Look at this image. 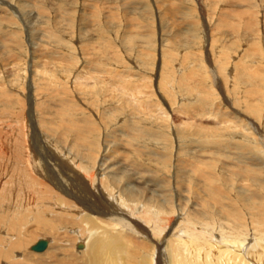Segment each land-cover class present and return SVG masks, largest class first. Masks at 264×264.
<instances>
[{
  "label": "bare ground",
  "instance_id": "bare-ground-1",
  "mask_svg": "<svg viewBox=\"0 0 264 264\" xmlns=\"http://www.w3.org/2000/svg\"><path fill=\"white\" fill-rule=\"evenodd\" d=\"M47 1L35 0L34 3L38 7L37 9L40 10L41 15L47 13L46 15L50 16L45 21H43L44 19L39 22L37 19L35 20L36 25L43 21L42 26L45 28H48L47 25H51L49 18H52V16L49 9L52 8L51 5H54H49ZM106 1L97 0L98 3H91V7L99 12L106 5ZM188 1L192 6L195 4L196 7L193 9L186 7L185 10L183 8L185 6L180 0L177 2L175 0H123L126 8L124 6L121 7L125 8L124 13L127 14L126 17H129L126 20L129 27L124 29L123 40L125 38L126 42L135 44V40L147 38L148 41L146 43L152 44V38L157 36V30L152 28V26L149 28L143 24L138 19L140 15L137 12L139 10L142 13L151 14L154 11L153 6H157L156 8L160 11L161 7L166 6L165 12L162 11L163 13H160L166 21H171V24L173 22L175 28L177 26L193 27L189 35H194L195 40L192 39L193 43L196 45L200 42L199 46H201V48L198 46L200 50L196 53L188 51L185 48L184 53L181 54V49L175 47L173 44L176 42L178 45L182 42V40L180 43L178 42L180 41L177 39L180 38L178 37L179 34L173 33L174 36H172L171 33V36L167 38L168 36L164 34L165 29H161L164 24H157L160 31L163 30V32L159 33L160 54L156 52L154 54L153 50L152 52L150 50L146 51V47V50H142L143 48L141 50H134L126 47L128 50L125 49V53L111 51L108 48L113 49L114 46L110 43L112 40L106 39L108 37H102L107 36L105 30L102 29L98 32L97 38L93 36L89 39L93 44L89 46L85 41L88 31L97 30L93 25L94 22L99 21L97 20V18H100L99 14L97 15L98 12L92 16L93 21L90 25L86 26V29L76 30V24L85 23V21L89 20L85 18L87 15L82 16V18L80 17L81 8L80 6H76L77 4L81 5L83 1L55 0V3L59 6V11L62 6H71L72 9L68 12L69 15L59 13L56 16L55 19L61 27L58 33L52 27L48 28V31L51 32L50 34L56 35L58 39H64V41L68 39L69 47H66L64 44L62 46L64 48L72 47V50L74 48L77 50L81 49V54L77 50L72 51V53H64L58 51L56 48H51L49 52L50 61L42 69L34 71V74L31 72V69L27 70L26 68L25 58L27 56L25 58L22 56L20 62L24 61L23 65L25 69L19 65L20 67H18L17 73L12 79H9L10 77L4 79L0 76V87H2L0 88V107H2L0 109V118H2L0 119V264L4 260H6L5 263L7 264H263L264 208L261 210L255 209V213H262L260 216H256L257 213L246 214V212H243L241 206V208L237 209L239 206L237 204V206L235 205L237 208H229L227 207V205H230L227 204L229 203L227 196L232 192L228 191L229 194L227 196L225 194L226 197H224L227 204L225 205L223 200L220 201L222 199L220 195L222 191L219 187H212L210 189L207 183L201 182L199 184L197 180V186L199 188L203 186L204 192L208 190L207 192L210 191L208 195L211 194L213 196L211 200L209 199L211 195L209 197L207 195L209 201L214 202L215 200V203H217L216 200L224 202L218 203L220 205L217 207V211H215L217 215H215L211 211L209 212V208H206L205 202L207 198L205 196L203 198H206L205 202H203L204 200L201 196L202 200H194L192 202V199H195L192 198L191 203H189L186 199L192 197H189L190 193L179 198V193L174 194L171 192L172 190L170 191L173 186L175 188L174 191L178 189L181 191V185L178 180L180 174H177V177L174 174L177 170L172 173H165L162 182L155 184L158 185L159 191L161 190L160 188L163 189L169 185L170 189L167 188L169 190L168 194L171 193L177 196L176 199H173L174 201L167 194V189L153 192L152 190H157V188H150L153 180L151 183V179L144 180L143 176L139 175L143 173L140 165L137 164L136 166L134 163L131 164V162L122 158L118 159L115 155L116 149L111 148V146L115 145V142H113L115 140H125L126 143L131 144L132 139L121 138L118 132H105L108 129L107 127L110 126H108L110 119L105 121L107 118H111L114 122L116 121V125H120L122 131H124L125 127L119 122L121 118L124 121H129L130 126L127 128L128 131L135 129V126L139 122L145 121L146 118L139 120V117L140 115L144 117L142 113L145 112L144 107L148 103L138 96L139 94H149L150 91L147 92L148 88L154 89V85H156V91L153 92V90L150 93L151 95H160V102L158 100L154 104L150 103V105L160 108L162 113L161 115H157L158 122L155 124L167 122L168 125L164 128H169L171 125L169 121L170 116L166 114L167 109L161 103L162 90L166 95L171 94L167 92H178L181 88L190 90L194 85L188 81L192 80L195 84L196 80L193 76L197 75L202 76L201 80H199L200 83L201 81L205 82V77L210 79V84L207 85L205 83L207 86L203 83L206 95L209 94L211 96L214 94L216 98L224 96L223 102H221V109L230 112L231 117L228 118L224 112L220 113V111L218 114L227 119L226 121L232 122L233 120L237 125L246 124L237 113L251 119L248 123L253 121V116H257V118L264 116L263 105H258L262 103L259 99L261 96H264V5L260 4V0H237L235 5L239 6V9L233 11L224 8L225 6L221 7L223 3L221 0H210V2L208 0ZM11 2V0L8 2V6L13 5ZM116 2L113 4H117ZM1 3L4 7L7 6L6 0H0V6ZM107 5L108 8L109 6H113ZM11 9L15 12L19 10L15 6ZM109 11L107 13L113 17L111 19L114 21V16L118 15H115L114 13L116 12L113 10L111 14ZM192 12L196 14L194 17L191 16L193 19H185L186 15L194 14ZM155 13L153 12V15H156ZM101 14L104 15V12ZM31 15L35 14L32 13ZM106 16L108 15L106 14ZM111 19L110 22L112 21ZM116 19L118 18L116 17ZM100 20L102 22V17ZM114 22L116 23V20ZM211 22H213L212 25ZM111 23H109L110 26H112ZM68 24L69 26L67 27ZM198 24H201V26L197 27ZM173 26H171V29ZM167 28L170 29L169 26ZM223 30H226V32ZM28 31L30 33V29ZM246 31H250L249 33L254 31L257 34L255 37H251L255 33L253 32L249 36ZM245 33L246 35H244ZM34 34L35 32H32L30 34L32 36L20 40V44L22 48L25 47V50L29 45L28 54L30 52L31 55L37 53L34 49L32 51V46H30ZM44 35L43 33V37ZM189 35L188 37H190ZM225 36L226 38L223 40ZM48 37L45 35L43 40ZM39 38H42V36H39ZM95 44H98L99 47H95ZM141 44L143 46L144 42ZM54 46L57 47V44ZM138 46L136 44V47ZM47 47L48 45L44 47L42 51L43 55L49 51ZM4 48L3 50L5 51L9 49V47ZM36 48H38V45ZM87 50L93 52V55L89 58L85 56L84 51ZM112 54L118 57V61L114 65H112L113 63L110 64L111 60H113L112 62L115 61V56ZM179 56L183 58H181V61ZM191 57H194V59L189 60ZM85 60L88 63H85ZM156 60L158 62H155ZM50 62H52V65H50ZM65 62L66 64H64ZM74 62H79V69L74 66ZM30 66L31 62L29 61L28 67ZM134 66L138 68L143 67V69L141 72L136 73L133 79L144 73V76L141 75L143 78L140 77L141 79L136 80V82H132L129 79L133 75L131 76V72H127L128 69ZM94 67L101 69H95ZM154 67H157L156 76H152V73H147L149 71L148 68H151L154 73ZM113 71L117 74L116 76L119 73L122 74L113 80L114 84L118 87L108 90L106 78L107 76H114L113 73V75H109ZM97 73H104V75L101 77ZM105 73H108V75H105ZM37 74L38 76L36 77ZM86 75L93 78L94 84L83 81L89 79ZM126 77H129V80ZM150 78H155L157 83H147L151 80ZM15 88L16 90L13 91ZM117 89L120 90V93H116ZM68 91L69 96L65 97ZM107 91H112L113 93H108V97H102L101 94ZM20 92L21 95L22 93L27 95L21 97ZM71 92L74 94L70 95ZM202 96L204 97L203 94ZM171 97L166 100V104L173 108ZM211 98L213 99V97ZM133 99L137 101L133 102ZM212 99H209V101ZM196 100L192 101L194 102L193 104H196H192L193 107L197 106L198 101L200 102V100ZM209 101L208 103L211 104ZM202 102L203 107H197V109L204 110V114L206 113L207 104L205 105L206 101L204 103L202 100ZM107 103H110V105L105 106ZM183 105L186 112L189 111L191 113L197 110L190 111L186 103ZM210 110L214 112V110ZM107 113L111 115L107 116ZM183 123L186 126L192 124L191 122H182L181 125ZM155 124L152 125L154 128L156 127ZM12 126H14V130L18 133L14 141L11 140ZM147 130L151 132V129ZM44 132L47 134L44 135ZM108 135L113 136V139H108L109 142L106 143L104 137L107 138ZM231 138L233 139V137ZM212 139L215 142L222 141L214 138V136ZM80 142L82 143L80 144ZM231 146L229 144L225 146L229 151L219 148L222 150L221 155L231 156ZM38 149L48 152V160L46 154H42ZM55 150L59 152L60 156L55 154ZM209 150L207 149V153L201 154L200 157H193L189 160L193 171L199 172L201 175L207 173V166H209L214 157L213 154L208 152ZM224 151L229 152L230 155ZM137 167L139 168L137 169ZM199 177L202 178V176ZM173 181L175 184H172ZM191 182L189 180L188 184H191ZM242 182L244 183V181ZM171 184L173 185L172 187H170ZM254 184H252V187L256 186ZM187 185L185 187L186 191L190 190L189 187L191 186ZM212 185H216V183ZM231 189L233 190L229 186L228 190ZM150 190L153 195L148 194ZM197 192L196 195L200 196L201 193L199 195ZM207 192L205 193L207 194ZM241 193L240 196L242 195ZM174 195H171V197H174ZM179 195H182V192ZM165 196L168 197L165 198ZM250 199H248L249 204L251 203ZM251 200L254 201L253 199ZM139 204H142L143 208ZM137 207L141 208H138L139 211L137 210V212L139 213V217L146 222V227H144V224L142 226V224L137 222L136 217L129 216L130 214H134ZM250 211L254 212L252 209ZM177 212L178 214H183L182 219L181 216L179 218ZM138 213L136 214L137 216ZM127 215L132 217L133 223H131L130 218H127ZM176 218H178L177 224ZM27 222L29 224L32 222L34 224L35 222L36 224H41L43 228L50 230L51 234L55 233L57 236L54 234V238L45 237L47 239L46 248L42 251H35L31 246L41 236L36 235L35 229L37 226L34 229V226L30 227L31 225L29 226ZM121 223L134 224L133 227L141 225L142 231L149 235L151 242L145 240L146 238L135 239L131 234L132 231L129 233L121 228ZM165 224L172 225L168 227L173 231L175 227L179 229L182 225L185 235L170 238L162 246L161 240L164 237V229L167 226ZM214 232L218 233L215 234ZM61 234V237L66 238L56 239ZM43 236L42 238H44ZM66 239L69 242L63 243L62 241L65 242ZM138 245L140 246L139 249L142 248L141 246L144 247L143 252L142 250L137 251ZM55 246L58 248V252H56ZM250 257H252L251 260L249 259ZM1 259H3V262H1Z\"/></svg>",
  "mask_w": 264,
  "mask_h": 264
},
{
  "label": "rangeland",
  "instance_id": "rangeland-1",
  "mask_svg": "<svg viewBox=\"0 0 264 264\" xmlns=\"http://www.w3.org/2000/svg\"><path fill=\"white\" fill-rule=\"evenodd\" d=\"M9 1L10 0H6V2H7V6L6 7H4L2 3H1V6H0V14H1V16H0V71H1L0 76H2V78L5 79L7 77H10L9 79H12L14 77V75L17 73L18 67L21 66V68L22 67L24 68V65H23L24 61L20 62V58L22 59V56L24 58L27 56L25 58L26 59V61H25L26 68H27V70L31 69L32 70L31 72L34 74V71L42 69L44 66H46V63H48L50 61V53L49 52H50L51 48H53V49L56 48V49H58V51H61V52H64V53H66V52L67 53H72V51L77 50L75 48L72 50V47L71 48H64L62 46L63 44L66 47H69V40L66 39L67 41H64V39H58V37L56 35L50 34L51 32L48 31V28H50V27H52V29H54L56 33H58L61 30V27L58 25V21L55 18H56V16L59 13L60 14H65L66 13L67 15H69L68 12L72 9L71 6H69V7L68 6H62L61 10L59 11V6L57 5V3H55V0H48L47 3L49 5H51V4H54V5H51L52 8L49 9L50 14L52 16V18H49L51 25H47L48 28H45V27L42 26V22L47 20L48 17H50V16L46 15L47 13L41 15L40 10L37 9L38 7H36L34 5L35 0H11L12 1L11 4H13V5H9L8 6V2ZM82 1H83L84 4L81 3V5H79V4L76 5V6H80V8H81L80 17L82 18V16L87 15L85 18L89 19V20L85 21V23L81 22V24H76V30L84 29V28L86 29L87 28L86 26L90 25L92 23V21H93L92 16L96 12H98V10L94 9L93 7H91V3H94V4L98 3L97 0H82ZM177 1H179V0H175V2H177ZM208 1L210 2V0H208ZM221 1L223 2L221 7L225 6L224 8H226L228 10H233V11H235V9H239L238 8L239 6L235 5L237 3V0H221ZM106 2H107L106 5L109 4V5H113V6H111V7L109 6V8H108V5H107V7L105 5L103 7V9L101 8L100 11L97 13V15L99 14L98 16L100 18H97V20H99V21L94 22V25H93L97 30L88 31V36H87V39L85 41L89 46L93 45L89 39H91L93 36L95 38H97L98 34H99L98 32L102 29V30H105V33L107 34V36H102V37H105V38L108 37L106 39L112 40L113 42L110 41V43L114 46L113 49L116 48L115 50H113L112 48H108L111 51H114V52H117V53H125V49L128 50V49L132 48L134 50H137V49L141 50V48H143L142 50H146L145 49V47H146L147 48L146 51L150 50L152 52V50H153L154 54H155V52L158 54L159 51H160V36H159V33H161V31L163 32V30L160 31V28H159L158 25L159 24H164L163 25L164 28L162 26L161 29H165L164 30V34L166 36H168L167 38H169V36H171V35L174 36L175 33L179 34L178 37H180V38H177V39H179L180 41H178V42L180 43L181 40H182L181 43H183V44L180 43V44L177 45L176 42H174L173 44H174L175 47H178V48L181 49L180 50L181 54L184 53L185 48L188 51L195 52V53L200 50L199 47L201 48V46H199L200 42H198L196 44L197 46L195 45V43H193V40H195L194 35H189V33L192 31L193 27H191V26L190 27H187V26L182 27V26H177L176 25L177 27L175 28V24L173 22L171 24V21H166L165 18L160 15V13L165 12L164 9L166 8V6L161 7L160 8L161 11L158 8H156L157 6H153V10H154L153 12H156L155 13L156 15H153V12L151 14L150 13H146L145 14V13L140 12L139 10L137 12V14L140 15L138 17V19H140L143 22V24H145L149 28H151V26H152V28L157 30L156 31V35L157 36H154L152 38V44L146 43L148 41L147 38L146 39L142 38V39L135 40V44H132L131 42H126L125 38L123 40L124 29L129 27V26H127V22H126V20H128L129 17H126L127 14L124 13L126 5L123 4V0H117V2H116V0H113V1L112 0H107ZM115 2L117 4H113ZM119 2H121V3H119ZM180 2L183 3V5L185 6V7H183L185 10H186V7H190L191 9L196 7L195 4H193V6H192V4L188 0H180ZM119 4H121V5H119ZM260 4L264 5V0H260ZM165 5H166V3H165ZM13 6L18 7L19 10H17V12L12 10L11 8ZM99 6H101V4H99ZM114 6H116L119 9H117ZM121 6H124L125 8L121 7ZM113 7L116 9V11H115V9ZM107 10L108 11L110 10L109 11L110 14L113 11L116 12V13H114L115 15H118V16H114L115 17L114 21L116 20V23L112 20L113 17L107 13L108 12ZM150 11H151V9H150ZM103 12H104V15L101 14ZM32 13H34L35 15H31ZM118 13H120V14H118ZM192 13H194V12H192ZM106 14L108 16H106ZM195 15H196L195 13L191 14V15H188V16L186 15L185 19H187V20L193 19L192 17H194ZM156 16H157V18H156ZM101 17H102V22L100 20ZM116 17L118 19H116ZM120 17H122V18H120ZM124 17H126V18H124ZM36 19L38 20V22L40 20H43V19L44 20L36 25L35 24V22H36L35 20ZM105 19H106V21H109V22H106ZM110 19L112 20L111 21L112 23L110 22ZM118 20H121V21H118ZM165 21H166V24L168 22L167 25L169 26L170 29L167 28L168 26L165 24ZM120 22H121V24H123V23L124 24L121 25ZM109 23H111L112 26H110ZM212 23L213 22H211V25H212ZM64 26H66V25H64ZM68 26H69V24L67 25V27ZM155 26H157L158 28L155 27ZM171 26H173L172 29H171ZM198 26H201V24L200 25L198 24L197 27ZM197 27H195V28H197ZM189 28H191V29L189 30ZM28 29H30V33H29ZM173 29H174V31H173ZM186 30H188V31H186ZM223 31H221V33H223ZM32 32L33 33L35 32V34L33 35V39L31 40L30 46H32V51L34 49L37 53H34V55L33 54L31 55L30 52H29V54H30L29 55L28 54L29 45H28L27 49L25 50L24 49L25 47L22 48V46L20 44V40H23V39H25L27 37L29 38L30 36H32V35H30V34H32ZM182 32L185 33L184 36H183L184 33H182ZM224 32H226V30ZM246 32L250 36L251 34H253L254 31H252L251 33H249L250 31H246ZM43 33L45 35H47V37L48 36H50V37H48V38L43 40V38L45 37V35L43 37ZM186 34H188L190 37H188V35H186ZM193 34H194V32H193ZM195 34H197V33H195ZM256 34L257 33L251 35V37H255ZM165 35H163V37H165ZM244 35H246V33ZM244 35H242V36H244ZM39 36H42V38H39ZM61 38H63V37H61ZM225 38H226V36L223 38V40ZM35 40H37V42H35ZM140 42L141 43L144 42L143 46H142V44ZM126 43H128V44H126ZM56 44H57V47L54 46ZM136 44H137V46L138 45L139 46L136 47ZM37 45H38V48H36ZM46 45H48L47 48H49V51H47L43 55L42 51L44 50V47H46ZM191 45H193V46H191ZM96 46L99 47L98 44H95V47ZM4 47H9V49H7L5 51V50H3ZM195 47H196V49H195ZM69 49H71V50H69ZM77 52H80V54H81V49L77 50ZM84 52H85V56L87 58H89L90 56L93 55V52L90 51V50H87V51H84ZM39 54H40V56H38ZM19 55H21V56L19 57ZM112 55H114V54H112ZM114 56H115V58H114L115 61L112 62L113 60H111V62H110V64L113 63L112 65H114L118 61V57L116 55H114ZM181 58L182 57L179 58L180 61L183 59V58L182 59ZM27 59H29L28 62H27ZM190 59L192 60V59H194V57L189 58V60ZM123 60H125V59H123ZM13 61H15V62H13ZM29 61L31 62V66L30 67H28ZM155 62H158V61L156 60ZM50 63L49 64L52 65V62H50ZM85 63H88V62L86 61ZM139 63H142V62H139ZM64 64H66V62ZM119 65H122V64H119ZM74 66L78 68V66H80L79 62H76V63L74 62ZM94 68L95 69H99V70L101 69V68H97V67H94ZM119 68H121V66H119ZM229 68H230V66H229ZM142 69H143V67L138 68L137 66H134L133 68L128 69L127 72H131V76L132 75L133 76H132V78L126 77V79L129 78V79L132 80V82H136V80H140L141 78H143L142 76H144L143 75L144 73L141 74L142 76L139 75V76L135 77L134 79H133V77H134V75H136V73L141 72ZM148 70L149 71H147V73H152L151 74L152 76H156L157 75V67H154V69H153L154 73H153L151 68H148ZM112 73L114 74V76H107V78H106V80H107L106 86H107L108 90L112 89L114 87L115 88L118 87L116 84H114L113 80L115 78H118L122 74V73L121 74L119 73L118 76H116L117 74L115 73V71H113L109 75H113ZM97 75H101V77H102L104 75V73L103 74L102 73L101 74L97 73ZM105 75H108V73H105ZM26 76H29V75H26ZM37 76H38V74L36 75V77ZM86 76L89 77V79H85L83 81H85V82H87L89 84H94L93 78L90 77L89 75H86ZM201 77H202L201 75L193 76V78L196 80L195 84H194V82L192 80L188 81L190 84L194 85L193 88L190 89V90L189 89H185V88H181L180 91H178V92H173V91L167 92L169 94L171 93L170 95L172 97L170 95H168V94L166 95V93H164V91L162 90L161 103L167 109V113L166 114L170 116L169 121L171 123L170 127L167 128V129L164 128V127H166V125H168L167 122H163L164 124L163 123L162 124L161 123L155 124L156 122H158L157 121V118H158L157 115H161L162 113H161L160 108H157L154 105H150V103L154 104L158 100L160 102V95H158V94H156V95L152 94L151 95V93H150L153 90H154L153 92L156 91V85H154V89L148 88L149 89L148 90L146 88L148 90L147 92L150 91L149 94H139V96H138L140 99L144 100L148 104L144 107L146 113L145 112L142 113L144 117H142V115H140V117H139V120H141L143 118H146L145 121L139 122V124H137L135 126L136 127L135 129H132V130L128 131L127 128L130 126V124L128 123L129 121H124L121 118L119 122H121L122 125L125 127L124 131H122L121 130V126L118 125V124L116 125V121L114 122V120H112L111 118H107L105 121H108L110 119L108 121L109 124L107 123L108 126L109 125L110 126L107 127L108 129L105 132H109V133H111L112 131H113L112 133H114V132L117 133L118 132V134L121 136V138L132 139L131 140V144L126 143L125 140L124 141H122V140L116 141L115 140V141H113V142H115V145L111 146V148H115L116 149L117 152H115V155L117 156L118 159L122 158V159H124V160H126L128 162H131V164L134 163V165H136V166H137V164L140 165V167L143 169V173L142 174L140 173L139 175H142L144 180L145 179H151V181H150L151 183H152V180H153V183L150 185V188H153V187L157 188V190H152L151 189L153 192H155V191L158 192L159 191L158 185H155V184H158L159 182H162V180L164 178L163 176L165 175V173L166 174L169 173V172L172 173L173 171L177 170L174 174L176 175V177H177V174H180V176H178V180H179V183L181 185V191H179V189L177 191H174L175 188L172 185V184H175L174 181L170 185V187L173 186L172 189L169 188V185H168V187L165 186L166 188L164 187L163 189L166 190L167 188H169L170 191L172 190L171 192H173L174 194H177V193L181 194V192H182V195L178 194L179 198L181 196L184 197V196H186V195H188L190 193L189 197L190 196H192V197H190V198L186 197L187 199L185 198L186 201H189V203H191V199L192 198H195V199H192V202H193L194 200L195 201L196 200H202L204 198V196H205L207 198V199L205 198L207 201L205 199H203L204 200L203 202L206 201L205 202L206 203V208L207 209L209 208V212L211 211V213H213V214H215V211H217V207L221 203L225 202L224 203L225 205H227V204L231 205L232 204V206H230V205L228 206L227 205V207H229V208L230 207L231 208L232 207H236L237 205H239L238 208L237 207L236 208L239 209V207L241 206L243 212H246V214H249V213L256 214L257 213L256 216L257 215L260 216V215H262V213L261 212H260L261 214H259V212L255 213V209L261 210V209L264 208V202H263V200H264L263 199L264 198V195H263L264 194V139H263L264 138V128H263L264 127V116H262V118L258 117L259 119L257 118V116H253V121L252 122H254V123H252V122L248 123V121L251 120V119L247 118L245 115H241V114L237 113L246 122V124L237 125L236 122H234L233 120H232V122L231 121H226L227 119L223 118V116H221V114H218V112L220 111V113L224 112V114H226L228 118L231 117L230 116V114H231L230 112H227L226 110L224 111L223 109H221V102H223L224 96L222 95V93H221V95H222L221 97L222 98L221 97H217L216 98V96L214 94L211 95V96L209 94L206 95V91L204 90V88H205L204 84L205 83L207 85L210 84L209 83L210 79H207V77H205V80H204L205 82L201 81V83H200L199 80H201ZM177 78H175V79L177 80ZM150 79L153 82L151 80H149L148 82L146 81V82L149 83V84H155V82L157 83V80L155 78H150ZM80 80H82V79H80ZM29 81L31 82L30 78H29ZM255 82H257V81H255ZM42 83H45V82H42ZM184 86H186V85H184ZM127 87H130V86H127ZM0 88H2V87H0ZM194 88H196V89L194 90ZM198 89H200V90H198ZM15 90H16V88L13 89V91H15ZM119 91L120 90L117 89L116 93H120ZM123 91H126V90H123ZM195 91H196V93H194ZM197 91H198V95H197ZM108 93L112 94L113 92L112 91H107L106 93H102L101 95H102V97H108L109 96ZM199 93H201V94H199ZM71 94H74V93L71 92L70 95ZM190 94H191V96H189ZM202 94L204 95V97L202 96ZM23 95L24 94L22 93V95H21V92H20V96L23 97ZM25 95H27V94H25ZM66 96H69V91H68L67 95L65 94V97ZM168 96L171 97V101L173 100L172 101L173 102L172 103L173 108L170 107V106H167V104H166V100L168 98L170 99V97H168ZM191 97H195V98H191ZM198 97L202 98V99H199ZM205 97H206V99H205ZM207 97H208V100H207ZM211 97H213V99ZM244 97H247V96H244ZM195 99H197L196 101L200 100V102L198 101L197 102L198 103L197 106L193 107L192 104L194 102H192V101L195 100ZM209 99H212V100L209 101ZM202 100L204 101V103L206 101L205 105L207 104L206 109H205L206 113H204V114H203L204 110L202 111V109H197V107H199V108L203 107ZM259 100L262 101L263 104L260 103L258 105H261V106L263 105V108H264V96H261V98ZM135 101H137V100L133 99V102H135ZM208 101L211 102V104L208 103ZM212 101H213V103H212ZM184 103L187 104L186 106H188V109H190V111L195 110V109H197V110H195L194 112H191V113L189 111L186 112V110L184 108V105H183ZM109 105H110V103L105 104V106H109ZM193 105H196V104H193ZM217 106H219V107H217ZM1 108L2 107H0V109ZM209 108L212 109V111L214 110V112H211V110ZM238 108H240V107H238ZM207 109L210 110V111H208ZM106 115L110 116L111 114L107 113ZM148 115H149V117H148ZM263 115H264V113H263ZM0 119H2V118H0ZM147 121H149L150 123L147 122ZM182 122H191L192 124H188L186 126L183 123V125H181ZM153 124H155V126H156L155 128H154V126H152ZM114 125H116V126H114ZM235 126H237V127H235ZM243 126H246V127H243ZM261 126H263V127H261ZM198 127L201 128V130H199ZM261 128H263V129H261ZM14 129H15L14 126H12V130H11L12 138H11V140H13V141L16 140L15 138H16V135L18 134L17 131H15ZM109 129H110V131H109ZM147 129H151V132H149ZM170 130H171V132H170ZM246 130H247V132H246ZM163 131H165V132H163ZM46 134L47 133L44 132V135H46ZM160 134H161V136H160ZM236 134H238V135H236ZM247 135L248 136L250 135V136L248 137ZM254 135H256V136H254ZM213 136H214V138H218V140H222L223 142L222 141L215 142L212 139ZM231 137H233V139ZM245 137L247 138V140H246ZM104 139H105L106 143H108L109 142L108 139H113V136L108 135L107 138L104 137ZM206 139H208V140H206ZM211 140H213V141H211ZM228 140H229V142H228ZM236 140H237V142H236ZM254 140H256L259 143H257ZM146 141H147V143H146ZM149 141H152V142H149ZM260 141H262V142H260ZM254 142H256V143H254ZM81 143L82 142H80V144ZM224 143L229 144L230 146L232 145L231 146L232 149H230V150H232V151H230L231 156H222L223 154L221 155L222 150L219 149V148H223L224 150L229 151V149L225 147L226 144H224ZM251 144H253L255 146H253ZM38 146L40 147V145H38ZM239 148H241L242 150L239 149ZM254 148H256V149H254ZM207 149H210L208 152H210L211 154L214 155V157H213V159H212V161L210 163V164H212L214 166L212 167V165L209 164V166H207L208 169L206 170L207 173H204L203 175H201L199 172H195V171L192 170L193 167L190 165L189 160H191L193 157H200V155L203 154V153H207ZM38 150L41 151L42 154H46V157H47V160H48V156H49L48 152L43 150V149H38ZM226 151H224V152H226ZM226 153L228 155H230L229 152H226ZM55 154L60 156L59 152L56 151V150H55ZM39 155H40V157H42L41 154H39ZM51 163H52V161H51ZM216 165H217L218 169H217ZM138 168L139 167H137V169ZM211 169H214V170H211ZM129 170H133V169H129ZM215 170H216V172H215ZM208 174H209V176H208ZM220 174H221V177H220ZM244 174H245V176H243ZM246 174L247 175L249 174L248 178H247ZM175 175H173V176H175ZM199 176H202V178L199 177ZM253 178H255V179H253ZM203 179H205V180L201 181ZM209 179H210L211 182L210 181L208 182ZM141 180H143V179H141ZM189 180L192 181L191 184L189 183L191 186L188 184ZM253 180H256V181H253ZM1 181H2V179H1ZM196 181L199 182V184L201 182L202 183H207L208 188H210V189H212V187H219V189L222 191L221 192L219 190V192H221L220 195H221V198H222V199H220V201L223 200L224 202H220L219 201L220 204L218 205L219 202L217 200H216L217 203H215V200H214V202L211 201L212 200L211 197H213V196L211 194H210L211 196L208 195L210 193V191L207 192L208 190H205V192H207V194H206L204 192V190H203L204 189L203 186L202 187L200 186V188H199L197 186L198 184H197ZM242 181H244V183ZM49 183H51V182H49ZM214 183H216V185H212ZM185 184L186 185L188 184L190 186L189 187L190 190L186 191V188H185L186 185ZM252 184L256 185L257 188H256V186L252 187ZM229 186H230V188H233V190L231 189L232 191L228 190ZM196 187L198 189L197 191L200 190L199 192L196 191ZM160 189L163 190L162 188H160ZM225 189H226V191H225ZM151 190L149 191L148 194L153 195ZM261 190H262V192H261ZM166 191H167V194H168L169 190L167 189ZM228 191H230L232 193L229 194ZM196 192L198 194L201 193V195L199 194L200 196H197ZM203 192L205 193V195H203L204 194ZM240 193L243 196L242 195L240 196ZM174 194H171V193L168 194L171 200L176 199L177 196L174 195ZM222 194H223V196H222ZM225 194H226V196H227V194H229L227 196L228 199L226 198L227 201L229 202L227 204H226V201H225V197H226ZM171 195H174V197L173 196L171 197ZM207 195H208V197L210 196V198H209V199H211L210 201H209ZM245 195H247V196H245ZM201 196H202V199H201ZM166 197H168V196H165V198ZM223 197H224V199H223ZM247 197H248V199H250V197H251V199L254 200V201H252L250 199L251 203H253V204H251V203L249 204L248 199H246ZM159 198L161 199V197H159ZM218 198H220V197L218 196ZM261 199H263V200H261ZM235 201H236V203H235ZM207 202H208V204H207ZM189 203H188V205H189ZM214 204H216V205H214ZM246 204H247L246 207H249V208L245 207ZM139 205H140L141 208H143V206H141L142 204H139ZM253 205H254V207H253ZM255 205H256L257 208L255 207ZM178 206H179V204H178ZM243 206H244L245 209L243 208ZM210 207H212V208H210ZM138 208L139 207H137L135 209L134 214H130L129 216L136 217L137 218L136 219L137 222L142 224V226L145 225L144 227H146L147 226V224H145L146 222H144L143 219L139 217V213L137 212V210L139 211V209H141V208H139V209ZM233 209H235V208H233ZM246 209L247 210L249 209V210L247 211ZM251 209L254 212H251L250 211ZM137 213H138V216L136 215ZM177 215H179V218L181 216V219H182L183 214H178V212H177ZM177 215H176V217H177ZM215 215H217V214H215ZM129 216L127 215V218H130L131 223H133L132 217H129ZM55 219H57V217H55ZM54 221H58V220H54ZM179 221H181V220H179ZM177 222H178V218H176V224H177ZM27 224H29V222H27ZM133 225L132 224L129 225L128 223L127 224H124V223L120 224V226H121V228L123 230H126L129 233H131L130 231H132L131 234H132V236L135 239L139 240V239H145L146 238L145 240H147V241L149 240V242H151L150 241L151 238L149 237V235H147L146 233H144L142 231L143 228H142L141 225L140 226H134V227H133ZM165 225H167V226L165 227L166 230L164 229V231H165L164 237L162 236L163 237V239L161 240V244L163 243L162 246H164L166 244L167 240L170 239V238H176L178 235H185L184 234V229L182 228V225L179 227V229H177V227H175L174 231L170 230V227L172 225L171 226L169 224H165ZM29 226L30 227L34 226L33 227L34 229H35V226H37V228L35 229V232H36V235L37 234L40 235L41 238H42L43 235H44L43 236L44 238L45 237H49V238L51 237L52 238L54 236V234H55V233L51 234L52 232H50V230H48L46 228H43L41 224H38V223L36 224V222H35V224L33 222L30 223ZM168 226H170V227H168ZM137 232L138 233L141 232V233L138 234ZM45 233H49L50 235L49 234H45ZM136 233H137V235H136ZM187 233H189V232H187ZM214 233L216 234L218 232H214ZM55 236H57V234H55ZM61 236H62V234L59 236V238H56V237L55 238L60 240L61 238H63ZM141 236H144V237H141ZM183 237H186V236H183ZM187 237H188V235H187ZM64 238H66V237H64ZM62 242L63 243H68L69 241L66 239L65 242L64 241H62ZM138 246H137V251H139V250L141 251L142 250V252H143L144 247L141 246L143 249L142 248L139 249L140 246L139 247ZM55 249H56V252L59 251V250L57 251L58 248H56V246H55ZM141 255H142V253H141ZM251 258L252 257H250L249 259L251 260ZM1 260H2L1 262H3V259H1ZM5 262H6V260H4V262L2 264H7ZM259 263H261V262H259ZM262 263L264 264V262H262Z\"/></svg>",
  "mask_w": 264,
  "mask_h": 264
},
{
  "label": "water",
  "instance_id": "water-1",
  "mask_svg": "<svg viewBox=\"0 0 264 264\" xmlns=\"http://www.w3.org/2000/svg\"><path fill=\"white\" fill-rule=\"evenodd\" d=\"M47 246L46 238H39L31 247L35 251H42Z\"/></svg>",
  "mask_w": 264,
  "mask_h": 264
}]
</instances>
